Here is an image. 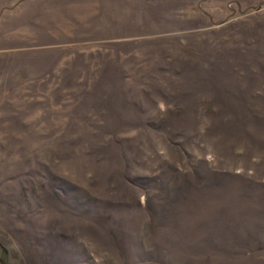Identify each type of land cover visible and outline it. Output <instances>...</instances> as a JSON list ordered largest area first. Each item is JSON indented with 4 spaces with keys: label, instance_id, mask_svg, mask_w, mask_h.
Segmentation results:
<instances>
[{
    "label": "rangeland",
    "instance_id": "374dc122",
    "mask_svg": "<svg viewBox=\"0 0 264 264\" xmlns=\"http://www.w3.org/2000/svg\"><path fill=\"white\" fill-rule=\"evenodd\" d=\"M0 264H264V0H0Z\"/></svg>",
    "mask_w": 264,
    "mask_h": 264
}]
</instances>
